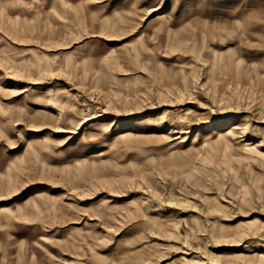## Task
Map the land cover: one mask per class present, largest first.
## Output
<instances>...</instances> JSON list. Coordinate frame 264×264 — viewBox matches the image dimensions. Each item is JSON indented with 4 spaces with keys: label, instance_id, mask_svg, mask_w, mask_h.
Wrapping results in <instances>:
<instances>
[{
    "label": "rangeland",
    "instance_id": "obj_1",
    "mask_svg": "<svg viewBox=\"0 0 264 264\" xmlns=\"http://www.w3.org/2000/svg\"><path fill=\"white\" fill-rule=\"evenodd\" d=\"M0 264H264V0H0Z\"/></svg>",
    "mask_w": 264,
    "mask_h": 264
}]
</instances>
